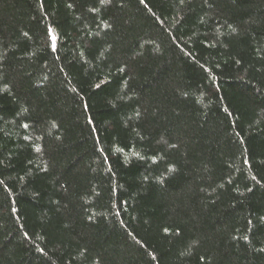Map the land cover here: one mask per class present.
Wrapping results in <instances>:
<instances>
[{
	"label": "trees",
	"instance_id": "1",
	"mask_svg": "<svg viewBox=\"0 0 264 264\" xmlns=\"http://www.w3.org/2000/svg\"><path fill=\"white\" fill-rule=\"evenodd\" d=\"M0 264H264V0H0Z\"/></svg>",
	"mask_w": 264,
	"mask_h": 264
}]
</instances>
